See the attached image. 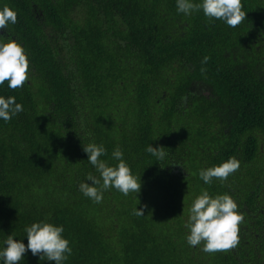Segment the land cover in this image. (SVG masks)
<instances>
[{
	"label": "trees",
	"instance_id": "trees-1",
	"mask_svg": "<svg viewBox=\"0 0 264 264\" xmlns=\"http://www.w3.org/2000/svg\"><path fill=\"white\" fill-rule=\"evenodd\" d=\"M241 4L245 19L230 27L178 12L176 0H0L17 12L0 34L29 59L23 87L0 85L23 105L0 120V241L27 245L25 225L44 219L64 226L63 264H264V0ZM90 142L110 164L120 147L137 194L83 195L80 182L99 176ZM229 157L238 170L205 184L199 170ZM203 190L237 203L236 247L188 245L185 220ZM18 264L55 262L28 251Z\"/></svg>",
	"mask_w": 264,
	"mask_h": 264
},
{
	"label": "clouds",
	"instance_id": "clouds-1",
	"mask_svg": "<svg viewBox=\"0 0 264 264\" xmlns=\"http://www.w3.org/2000/svg\"><path fill=\"white\" fill-rule=\"evenodd\" d=\"M177 11L190 15L193 11L202 10L209 19H219L230 27L240 24L246 16L242 11L241 0H176ZM17 23V12L9 7L0 8V29H8L9 25ZM0 34V85L7 81L8 88L23 87L29 78V59L22 44L8 32ZM208 57H204L206 61ZM23 111V105L16 102L14 96L0 95V120L10 121L13 116ZM159 162L166 157L164 147H154L151 143L145 149ZM87 161L96 169L99 176L87 174L86 179L79 184V190L96 203L103 199V191L115 188L124 195L130 192L138 193L141 189L140 176L135 177L124 160V153L119 146L115 147L111 157L116 161L110 164L102 159L107 154L103 144L90 142L83 145ZM240 167L236 157L199 170V177L205 184H211L213 178L225 180ZM102 181V185H101ZM100 185V187H97ZM136 216L144 214L143 207L137 205L133 210ZM243 216L238 211V205L228 193L210 195L207 190L196 196L192 201L185 228L188 230L186 240L189 246H203L201 250L207 253L226 251L239 243V225ZM64 226L48 220H36L25 225L24 232L27 245L14 235L9 234L0 241V264H18L24 254L30 251L39 254L40 259L63 264L72 253L70 241L63 235Z\"/></svg>",
	"mask_w": 264,
	"mask_h": 264
},
{
	"label": "flooded vegetation",
	"instance_id": "flooded-vegetation-1",
	"mask_svg": "<svg viewBox=\"0 0 264 264\" xmlns=\"http://www.w3.org/2000/svg\"><path fill=\"white\" fill-rule=\"evenodd\" d=\"M252 134H253V133H252ZM259 149H260V151H262V146H259ZM261 156H262V154H260V161L263 160V156H262V160H261Z\"/></svg>",
	"mask_w": 264,
	"mask_h": 264
},
{
	"label": "rangeland",
	"instance_id": "rangeland-1",
	"mask_svg": "<svg viewBox=\"0 0 264 264\" xmlns=\"http://www.w3.org/2000/svg\"><path fill=\"white\" fill-rule=\"evenodd\" d=\"M258 153V155L260 156V154H261V151H259V152H257ZM261 163H262V161H259V165L261 166Z\"/></svg>",
	"mask_w": 264,
	"mask_h": 264
}]
</instances>
